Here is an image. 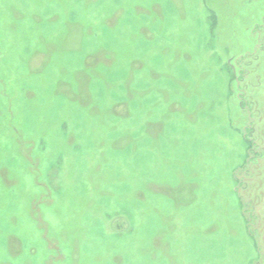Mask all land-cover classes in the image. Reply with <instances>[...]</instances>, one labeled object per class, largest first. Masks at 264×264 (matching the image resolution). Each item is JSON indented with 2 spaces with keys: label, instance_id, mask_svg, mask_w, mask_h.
Wrapping results in <instances>:
<instances>
[{
  "label": "rangeland",
  "instance_id": "1",
  "mask_svg": "<svg viewBox=\"0 0 264 264\" xmlns=\"http://www.w3.org/2000/svg\"><path fill=\"white\" fill-rule=\"evenodd\" d=\"M0 264H264V0H0Z\"/></svg>",
  "mask_w": 264,
  "mask_h": 264
},
{
  "label": "flooded vegetation",
  "instance_id": "2",
  "mask_svg": "<svg viewBox=\"0 0 264 264\" xmlns=\"http://www.w3.org/2000/svg\"><path fill=\"white\" fill-rule=\"evenodd\" d=\"M239 104H240V109L242 112L245 113V115L242 118V126H243V131L241 129V137L244 143L246 144V163L244 164L247 168L248 166L250 167L251 163L256 162V159H258V152L257 149L259 150V145L256 144V141L253 138L255 129L253 127L252 123V117L251 113L247 109L248 107L241 101V98L238 99ZM245 123V124H244ZM244 124V125H243ZM262 155L260 153L259 158H261ZM247 168L245 170V173H247ZM244 179L246 178H241L240 182H244ZM245 184V183H244ZM236 187V185H235Z\"/></svg>",
  "mask_w": 264,
  "mask_h": 264
}]
</instances>
